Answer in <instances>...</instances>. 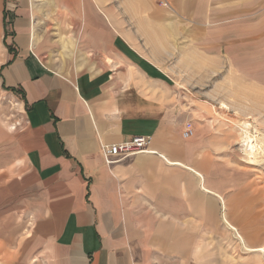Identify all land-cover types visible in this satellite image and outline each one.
<instances>
[{
  "label": "crops",
  "instance_id": "1",
  "mask_svg": "<svg viewBox=\"0 0 264 264\" xmlns=\"http://www.w3.org/2000/svg\"><path fill=\"white\" fill-rule=\"evenodd\" d=\"M208 8L0 0V84L24 112L0 146V264H189L183 226L220 223L225 197L166 100L209 78L222 37ZM135 136L152 152L108 165L102 145Z\"/></svg>",
  "mask_w": 264,
  "mask_h": 264
},
{
  "label": "rangeland",
  "instance_id": "2",
  "mask_svg": "<svg viewBox=\"0 0 264 264\" xmlns=\"http://www.w3.org/2000/svg\"><path fill=\"white\" fill-rule=\"evenodd\" d=\"M208 1L205 23L219 25V54L207 63L208 79L175 82L166 104L174 119L194 125L207 184L224 193L226 211L220 223L186 225L181 234L189 264H264V159L251 162L242 144L244 123L264 144V0H237L234 8L230 1ZM23 115L18 98L0 84L1 147L23 128Z\"/></svg>",
  "mask_w": 264,
  "mask_h": 264
},
{
  "label": "built area",
  "instance_id": "3",
  "mask_svg": "<svg viewBox=\"0 0 264 264\" xmlns=\"http://www.w3.org/2000/svg\"><path fill=\"white\" fill-rule=\"evenodd\" d=\"M163 5H168L167 2H162ZM184 136L189 138L193 136V131L189 127ZM152 138L135 136L130 141L114 145H102V153L108 165H112L119 161L126 160L130 157L151 153Z\"/></svg>",
  "mask_w": 264,
  "mask_h": 264
},
{
  "label": "bare ground",
  "instance_id": "4",
  "mask_svg": "<svg viewBox=\"0 0 264 264\" xmlns=\"http://www.w3.org/2000/svg\"><path fill=\"white\" fill-rule=\"evenodd\" d=\"M223 108H227V105L223 104ZM250 126L251 125L249 123L243 124V128H242V132H243L242 144L244 148L243 150L245 154L249 157V160L251 162H261V159H264V144L258 143L257 136H254L250 131ZM204 189L206 190V192L213 194V191L210 188L209 189L204 188ZM227 224L230 225L228 221ZM232 228L234 229V227ZM256 251H257L256 249H251V252H256Z\"/></svg>",
  "mask_w": 264,
  "mask_h": 264
}]
</instances>
